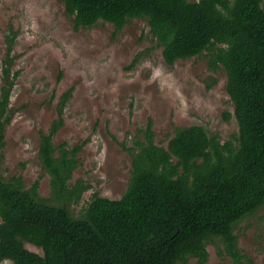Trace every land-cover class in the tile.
Listing matches in <instances>:
<instances>
[{"label": "trees", "instance_id": "1", "mask_svg": "<svg viewBox=\"0 0 264 264\" xmlns=\"http://www.w3.org/2000/svg\"><path fill=\"white\" fill-rule=\"evenodd\" d=\"M264 0H64L75 28L98 21L122 30L132 19L147 21L168 65L207 51L209 66L224 68L238 135L223 142L205 127H174L166 147L154 140L152 121L132 156L131 177L119 199L94 194L76 214L69 209L91 188L71 183L81 145L55 147V121L41 134L39 158L50 176L51 197L39 180L26 188L21 176L0 174V264H199L219 240L236 263L245 257L236 225L264 208ZM11 33V35H10ZM6 36L0 87V164L10 98L17 31ZM136 61V60H135ZM217 82L213 79L212 85ZM72 89L61 99L62 114ZM41 248L35 253L25 244Z\"/></svg>", "mask_w": 264, "mask_h": 264}, {"label": "rangeland", "instance_id": "2", "mask_svg": "<svg viewBox=\"0 0 264 264\" xmlns=\"http://www.w3.org/2000/svg\"><path fill=\"white\" fill-rule=\"evenodd\" d=\"M10 29L17 31L11 74L19 75L10 98L0 174L6 179L21 176L26 188L39 180V195L51 197L50 176L39 158L40 140L63 119L53 144L69 150L81 145L71 183L82 179L91 186L78 204L69 206L76 214L94 194L109 199L124 194L132 156L123 146L135 148L149 121L156 144L164 147L177 126H203L223 142L238 135L235 118L223 117L234 113L224 68L211 69L207 51L168 65L144 19H132L119 31L101 20L75 28L64 0H0V87ZM213 79L217 82L212 85ZM235 233L245 256L242 264H264V208L240 221ZM25 246L43 254L41 248ZM207 249L206 264H238L219 240ZM188 264L199 263L190 258Z\"/></svg>", "mask_w": 264, "mask_h": 264}]
</instances>
